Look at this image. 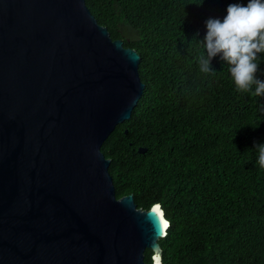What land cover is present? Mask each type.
I'll return each mask as SVG.
<instances>
[{
	"label": "water",
	"instance_id": "95a60500",
	"mask_svg": "<svg viewBox=\"0 0 264 264\" xmlns=\"http://www.w3.org/2000/svg\"><path fill=\"white\" fill-rule=\"evenodd\" d=\"M140 58L84 0H0V264H154L162 205L117 199L101 151L141 98Z\"/></svg>",
	"mask_w": 264,
	"mask_h": 264
},
{
	"label": "trees",
	"instance_id": "16d2710c",
	"mask_svg": "<svg viewBox=\"0 0 264 264\" xmlns=\"http://www.w3.org/2000/svg\"><path fill=\"white\" fill-rule=\"evenodd\" d=\"M84 1L113 40L141 56V98L101 148L116 198L132 195L142 210L162 205L163 264H264V168L255 148L264 144V96L237 91L219 56L214 76L198 64L206 21L248 0ZM256 75L264 80V53Z\"/></svg>",
	"mask_w": 264,
	"mask_h": 264
},
{
	"label": "clouds",
	"instance_id": "9594fccd",
	"mask_svg": "<svg viewBox=\"0 0 264 264\" xmlns=\"http://www.w3.org/2000/svg\"><path fill=\"white\" fill-rule=\"evenodd\" d=\"M206 35L200 41L204 51L198 56L199 72L214 76L211 61L219 56L229 65L237 91L264 96V80L257 77L259 56L264 53V0L232 3L223 20L209 18ZM254 88V91H253ZM258 164L264 168V144H257ZM159 208V206H156ZM162 215V213H161ZM154 264H163L162 251L153 245Z\"/></svg>",
	"mask_w": 264,
	"mask_h": 264
},
{
	"label": "snow or ice",
	"instance_id": "6c2138e0",
	"mask_svg": "<svg viewBox=\"0 0 264 264\" xmlns=\"http://www.w3.org/2000/svg\"><path fill=\"white\" fill-rule=\"evenodd\" d=\"M153 211H158V209H154ZM163 227L167 228V223L166 222L163 224Z\"/></svg>",
	"mask_w": 264,
	"mask_h": 264
}]
</instances>
